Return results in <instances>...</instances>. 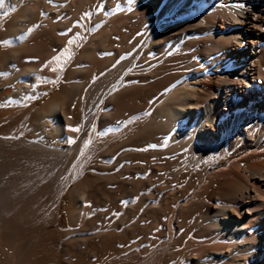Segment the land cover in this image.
<instances>
[{
	"label": "bare ground",
	"instance_id": "6f19581e",
	"mask_svg": "<svg viewBox=\"0 0 264 264\" xmlns=\"http://www.w3.org/2000/svg\"><path fill=\"white\" fill-rule=\"evenodd\" d=\"M3 1L23 22L2 79L20 59L19 90L43 67L62 93L47 108L59 145L37 148L56 165L109 135L121 222L139 206L167 221L174 264H264V0Z\"/></svg>",
	"mask_w": 264,
	"mask_h": 264
},
{
	"label": "rangeland",
	"instance_id": "374dc122",
	"mask_svg": "<svg viewBox=\"0 0 264 264\" xmlns=\"http://www.w3.org/2000/svg\"><path fill=\"white\" fill-rule=\"evenodd\" d=\"M13 16L0 15V65L17 48L12 27L23 20ZM17 62L3 79L0 67V264H174L177 245L167 221L155 222L139 206L121 222L126 188L115 166L101 159L109 135L85 140L56 165V157L37 148L59 145L47 108L62 93L43 67L42 82L23 93L14 74L27 61ZM82 193L87 203L78 213Z\"/></svg>",
	"mask_w": 264,
	"mask_h": 264
}]
</instances>
